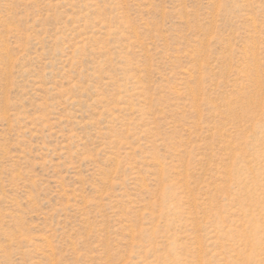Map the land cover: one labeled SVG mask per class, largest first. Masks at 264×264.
<instances>
[{
    "label": "rangeland",
    "instance_id": "1",
    "mask_svg": "<svg viewBox=\"0 0 264 264\" xmlns=\"http://www.w3.org/2000/svg\"><path fill=\"white\" fill-rule=\"evenodd\" d=\"M0 264H264V0H0Z\"/></svg>",
    "mask_w": 264,
    "mask_h": 264
}]
</instances>
